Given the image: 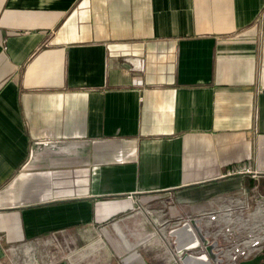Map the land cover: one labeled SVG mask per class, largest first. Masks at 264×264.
Returning <instances> with one entry per match:
<instances>
[{
	"label": "crops",
	"instance_id": "crops-1",
	"mask_svg": "<svg viewBox=\"0 0 264 264\" xmlns=\"http://www.w3.org/2000/svg\"><path fill=\"white\" fill-rule=\"evenodd\" d=\"M195 216L264 228V0H0V261L178 264Z\"/></svg>",
	"mask_w": 264,
	"mask_h": 264
},
{
	"label": "rangeland",
	"instance_id": "rangeland-1",
	"mask_svg": "<svg viewBox=\"0 0 264 264\" xmlns=\"http://www.w3.org/2000/svg\"><path fill=\"white\" fill-rule=\"evenodd\" d=\"M215 233H217L218 239L223 242L227 247L237 250V259L247 255H252L254 249L257 248L259 245L264 246V228L260 230H247L226 227V229L224 228V230L217 231ZM78 234L79 233L65 235L64 233H62L42 236L39 239V241L42 242H40L39 244L35 242V246H32L30 252H25L24 250L25 246L28 244L22 247L19 251H16L15 249L14 252L10 251L8 248H4L7 253V264H31L34 259L38 260L40 258L43 260L49 258H56L58 260L62 258L64 259V256L70 253V250L74 249L75 251L80 249V246H74V243L72 245V242L70 244H67L65 242L66 239L68 241H70V239L73 241L78 240V245L84 242L81 241L80 235ZM253 239L255 240L252 241ZM44 242L46 243V245H44ZM106 249L107 248H105V250L103 251H106ZM7 256L12 258V261H10ZM29 260H31V262ZM0 263L6 264V262L1 261Z\"/></svg>",
	"mask_w": 264,
	"mask_h": 264
},
{
	"label": "water",
	"instance_id": "water-1",
	"mask_svg": "<svg viewBox=\"0 0 264 264\" xmlns=\"http://www.w3.org/2000/svg\"><path fill=\"white\" fill-rule=\"evenodd\" d=\"M166 234L171 237L179 264H227L226 248L206 234L201 216L171 222ZM236 264H257V256L244 258Z\"/></svg>",
	"mask_w": 264,
	"mask_h": 264
},
{
	"label": "flooded vegetation",
	"instance_id": "flooded-vegetation-1",
	"mask_svg": "<svg viewBox=\"0 0 264 264\" xmlns=\"http://www.w3.org/2000/svg\"><path fill=\"white\" fill-rule=\"evenodd\" d=\"M255 256H257V264H262L264 261V246H262L259 250H257L248 258H254Z\"/></svg>",
	"mask_w": 264,
	"mask_h": 264
},
{
	"label": "built area",
	"instance_id": "built-area-1",
	"mask_svg": "<svg viewBox=\"0 0 264 264\" xmlns=\"http://www.w3.org/2000/svg\"><path fill=\"white\" fill-rule=\"evenodd\" d=\"M237 171H240V172H250V173H255V171H253L249 166L245 165V166H242L240 168L237 169ZM187 219V218H186ZM263 245H259L257 248L254 249L253 251V254L259 250ZM249 256L251 255H247L245 256L246 258H248Z\"/></svg>",
	"mask_w": 264,
	"mask_h": 264
}]
</instances>
